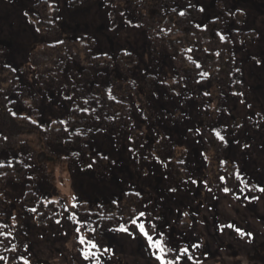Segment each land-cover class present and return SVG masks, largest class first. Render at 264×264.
<instances>
[{"label":"rangeland","instance_id":"obj_1","mask_svg":"<svg viewBox=\"0 0 264 264\" xmlns=\"http://www.w3.org/2000/svg\"><path fill=\"white\" fill-rule=\"evenodd\" d=\"M46 1L36 5L38 0H0V82L6 78L7 66L27 86L29 96L41 98L35 113L24 103L28 96L16 99L13 113L33 112L46 132L57 120L66 129L64 139H71L69 103L76 94L72 86L80 81L75 75L78 64L54 88L40 85L33 61L44 54V40L85 37L94 42L93 55L102 54L97 62H113L105 68L92 66L90 71L96 75L111 67L108 74L113 72L128 84L120 83L131 91L116 97L124 98L129 119L124 129L103 137L90 133L89 140H83L89 146L86 152L104 157L106 172L93 164L82 169L81 146L55 144L48 135L37 160H24L21 147L0 151V164L20 160L25 165L20 180L0 182V233L6 236H0V264H25V260L28 264H96V258H84L87 244H80L81 236L98 245L92 251L100 264H161L158 250L149 246L139 223L154 240H163L165 259L180 256L176 264H237L239 258L245 264H260L249 263L244 254L261 251L257 246L264 240V192L260 191L264 188V0L191 2L200 10L195 24L208 25L216 37L228 40L234 61L231 82L240 84L220 92L219 118L204 123L223 137V159L236 167L233 195L224 191L222 183L218 189L206 184L201 112L193 99H187L192 87L170 89L176 76L169 61L162 51L149 52L144 30L130 21L126 6L109 0ZM176 6L183 11L187 3L176 1ZM38 7L45 12L57 9L59 29L53 35L44 36L31 23ZM119 54L123 65L116 61ZM93 82L94 78H83L86 89ZM199 88L211 95L208 87ZM210 112L215 113L213 106ZM28 190L38 200L56 203L61 213L56 223L37 221L36 201L25 199ZM253 194L258 198L252 200ZM122 205L134 210L132 219L126 208L117 209ZM117 210L107 226L101 225V219ZM121 226L128 231H120ZM193 244L198 247L192 248ZM184 247L189 248L191 260L180 252Z\"/></svg>","mask_w":264,"mask_h":264},{"label":"trees","instance_id":"obj_2","mask_svg":"<svg viewBox=\"0 0 264 264\" xmlns=\"http://www.w3.org/2000/svg\"><path fill=\"white\" fill-rule=\"evenodd\" d=\"M76 1L72 0L74 3ZM112 1L122 2L130 12V21L143 28L149 52L162 51V55L169 61L170 70L176 76L174 86L169 84L170 89L175 92L177 87L185 84L192 87L187 99H193L201 112L203 126L200 128L199 136L202 141L201 155L206 162L204 179L211 189H218L222 183V188L229 189L228 192L233 195L236 189V167L223 159L225 146L223 139H220L216 132L204 125V123L215 122L221 114L220 110L223 109V104L220 92H229L237 85L240 87L239 83L231 82L234 61L228 50V40L216 37L215 32L208 25L199 27L195 24V20L200 17V10L191 5L192 0H176L178 3H187L183 11H180L176 6L175 0H109V2ZM42 2L46 3L47 1L38 0L36 5ZM57 16L58 11L55 8L45 12L41 7H38V15H34L31 23L36 25L44 36L53 35L59 29L55 21ZM41 44L46 53L44 52L39 58L38 54L35 57L36 61H33L36 73L42 80L41 86L45 84L52 85L54 88L61 86L62 79L69 77L68 75L74 72V68L78 64L75 75H79L80 81L77 85L72 86L73 92L76 94L69 103L70 111L73 113H69L67 131L71 139H64L66 129L57 120L52 121L46 132L34 119L33 112L13 115L16 99L28 96L29 100L24 103L35 108V113L41 98L35 95L29 96L27 86L21 84L15 76L16 73H9V68L5 66L6 70L3 74L5 73L6 78L2 83L0 82V151L21 147L25 152L24 160L27 162L37 160L41 151V142L48 135L55 144L66 142L69 147L77 149L81 146L80 153L81 156H84L82 169L92 168L89 164H93L97 170L106 172L108 168L105 162L103 163L104 157L86 152L89 146L83 140H89L90 133H97L98 136L103 137L116 128L124 129L130 111L124 98H117L116 95L119 93L122 96L128 94L131 90L123 88V86L128 87V84L117 79L113 72L108 74L111 67H108L105 72L97 71L96 75L90 71L92 66L105 68L106 64H113L111 60L106 64L97 62V58H101L102 54L93 55L94 42L92 39L85 37H76L75 40L60 38L52 43L44 40ZM116 61L121 65L125 63L120 54ZM64 68L67 69L65 74L63 73ZM85 76L94 78L90 89H86L84 86L83 78ZM101 79L104 81L100 83ZM121 82L123 86L120 85ZM65 85L68 86L69 83ZM202 85L208 87L211 95L208 96L204 90L199 88ZM34 86L39 87L37 84ZM18 89L20 90L18 91ZM184 104L186 105L185 102ZM212 106L215 113H207ZM72 114H75V118L71 117ZM24 171L25 165L20 160H14L12 164H0V182L3 183L9 179L18 181ZM103 175L108 177L107 173ZM257 192L259 193L258 190ZM29 197L32 201H36L38 210L36 219L40 224L44 222L56 223L60 219L61 213L54 201L38 200L31 190L26 191L25 199ZM254 198L257 197L253 194L251 199ZM125 208L127 213L132 214V219L134 215L132 208L122 205L117 209ZM118 210L101 219V225L107 226L112 217L114 218L120 212ZM0 236L6 237L2 233Z\"/></svg>","mask_w":264,"mask_h":264},{"label":"snow or ice","instance_id":"obj_3","mask_svg":"<svg viewBox=\"0 0 264 264\" xmlns=\"http://www.w3.org/2000/svg\"><path fill=\"white\" fill-rule=\"evenodd\" d=\"M181 15H183V13H181ZM223 39V37H221ZM13 115H15V113H13ZM217 135L219 136V133H217ZM220 139H223L222 136H220ZM223 179V178H221ZM225 192H228L229 189L225 188L224 189ZM261 192H264V188H261L260 189ZM73 199H75V197H73ZM34 211V209H33ZM140 216H143L144 213L141 212L139 214ZM72 217H70L71 219ZM133 224H136L137 221L134 219L132 221ZM139 231L146 237L148 243H149V246L150 247H154L158 250V254H157V259H159L161 261V264H176V261H179L180 259V256H177L175 261L174 260H167L165 259V252H166V249H165V246H164V242L162 239H156L154 240L153 237L151 235H149V233L146 231L145 229V226L143 223H139L137 225ZM229 227H232V225H229ZM120 231H125L127 232L128 229L124 226H121V228L119 229ZM237 232H240L241 230L240 229H236ZM77 232H79V228H77ZM250 235V233H249ZM79 242L80 244L84 245V244H87V247L85 249L82 250L83 252V255H84V258L85 259H88L90 256L91 257H94L96 258V264H100V261L97 257V253L92 251L93 249H97L98 248V245L93 241V240H87L84 236H81L79 238ZM192 248H195V247H198V245H191ZM105 251H108L107 249H105ZM168 251H171V249H168ZM180 252L184 255H187L188 259L191 260L192 257L190 255H188L189 253V248L188 247H184L182 249H180ZM25 264H28V261L25 260Z\"/></svg>","mask_w":264,"mask_h":264},{"label":"flooded vegetation","instance_id":"obj_4","mask_svg":"<svg viewBox=\"0 0 264 264\" xmlns=\"http://www.w3.org/2000/svg\"><path fill=\"white\" fill-rule=\"evenodd\" d=\"M258 198V197H257ZM254 198V199H257ZM261 247V251L255 249L252 253H249V251H246V253L244 254V256H247V260L249 261V263H251V260H256L257 262L259 261L260 264H264V240L261 241V243L258 244L257 247ZM253 254V255H251ZM247 262V261H246ZM245 264L243 262H241V259L239 258V262H237V264ZM252 264V263H251Z\"/></svg>","mask_w":264,"mask_h":264}]
</instances>
